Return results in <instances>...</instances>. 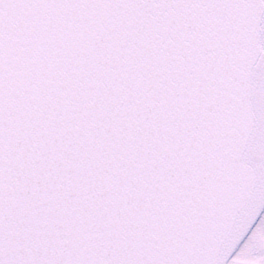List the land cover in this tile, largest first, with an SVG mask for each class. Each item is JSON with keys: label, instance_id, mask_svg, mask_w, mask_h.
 I'll return each instance as SVG.
<instances>
[{"label": "snow or ice", "instance_id": "snow-or-ice-1", "mask_svg": "<svg viewBox=\"0 0 264 264\" xmlns=\"http://www.w3.org/2000/svg\"><path fill=\"white\" fill-rule=\"evenodd\" d=\"M0 264H264V0H0Z\"/></svg>", "mask_w": 264, "mask_h": 264}]
</instances>
